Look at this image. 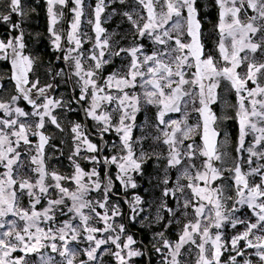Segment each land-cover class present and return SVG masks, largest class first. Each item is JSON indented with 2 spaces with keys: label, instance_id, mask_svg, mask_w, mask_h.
I'll list each match as a JSON object with an SVG mask.
<instances>
[{
  "label": "snow or ice",
  "instance_id": "6c2138e0",
  "mask_svg": "<svg viewBox=\"0 0 264 264\" xmlns=\"http://www.w3.org/2000/svg\"><path fill=\"white\" fill-rule=\"evenodd\" d=\"M117 3L131 9L120 12L130 25V40L128 34L110 33L104 26L117 14L113 8L105 16L106 9ZM44 4L51 48L64 62H72L68 80L74 76L73 86H79L74 102L87 104L83 110L96 123L101 140L114 132L118 142L111 144L115 154L101 156L108 149L93 142L84 125L74 123L67 157L71 175L48 167L64 151L51 142L46 125L63 133L54 113L73 98L55 99L50 93L54 84L41 87L39 77L33 78L41 64L28 51L25 8L22 0H8L7 14L0 12V24L8 26L0 38V63L9 66L15 94L0 100V264H76L81 253L86 259L79 264H100L109 253L116 264H134L144 252L135 247L132 235H125V225L116 220L123 215L120 204L110 200L116 181L125 192L140 187L136 177L145 175L144 165L153 156L166 161L155 216L143 215L152 205L140 195L125 202L130 221L163 225L153 236L160 264H187L193 252L195 264H264V0ZM86 8L92 9L91 19ZM14 15L20 19L13 21ZM62 22L66 28L57 27ZM84 24L91 25L94 37L83 30ZM206 24L211 25L207 30ZM85 44L91 46L85 49ZM116 58L126 63L104 75ZM49 74L53 79L65 75L63 69ZM222 93L234 94L235 104L229 105ZM142 105L156 109L152 126L159 135L133 136ZM214 106H222L219 114ZM229 106L235 108L238 126L234 156L228 151L230 134L220 129L221 122L233 119L226 114ZM193 114L195 123H190ZM139 128L144 132V125ZM149 138L162 143L166 155L146 151ZM81 159L91 165L89 170ZM169 170L178 173L174 182ZM92 193L100 195L93 199ZM180 217V231L175 239L167 238L165 231L180 225ZM239 226L243 229L227 236L226 229Z\"/></svg>",
  "mask_w": 264,
  "mask_h": 264
},
{
  "label": "flooded vegetation",
  "instance_id": "af4514ba",
  "mask_svg": "<svg viewBox=\"0 0 264 264\" xmlns=\"http://www.w3.org/2000/svg\"><path fill=\"white\" fill-rule=\"evenodd\" d=\"M86 4L93 5L95 4V0H85ZM107 2V0H106ZM132 0H129V5H131ZM22 4L25 8V18L22 24V27L25 32V38L28 43V51H30L34 56L39 57V63L41 64V67L33 77L34 79L36 77H39L40 79V86L43 87L46 84H54L55 88L50 90V93L53 98L60 99L63 98L65 101H69L70 98H73V102L69 103L65 109H57L55 111V115H57L58 120L61 123V126L64 128V132L61 133L57 129L54 128L52 125H46V134L52 137V143L56 144L60 147H62L64 151V155L60 158L59 161L53 157L51 161L48 163V167L50 169L58 167L59 169H65V174H67L71 170V165L67 159V157L71 154L72 149V133L70 131L72 125L74 123H81L85 126V131L89 134L90 139L100 145L102 148H106L108 150L101 152V156H110L112 154H115L114 151L111 150V144L113 142H118L117 137L114 132H109L107 134H104L103 140L100 139V135L98 132L97 125L94 121H92L89 117L86 116L84 112V108L87 107V104L84 102H81L80 104H76L74 102V98L78 96L79 94V86H73L75 84L76 78L74 76L71 77V80H68V77L71 74V61H68L67 63L64 62L60 57L61 53L55 52L52 50L49 36L47 32L48 27V19L46 14V6L44 4V0H22ZM117 9V14L113 15L111 19L104 25L108 31L114 32L118 31L121 34H128V39H131V35L129 33L130 25L125 21L124 17L120 14L123 10H131L128 5H119L113 4L108 9H106L105 16H108L111 14L112 9ZM32 9H35V11H32ZM8 11V0H0V12H3L4 14H7ZM86 15L89 19L92 18V9L86 8ZM70 19V14L67 17ZM20 18L17 16H13V21H17ZM214 19V17H213ZM103 20V17H102ZM58 28H66L67 24L62 22L60 25L57 26ZM83 30L88 33L89 36L94 37V33L92 32L91 25L84 24L82 25ZM211 27L210 24H206L205 28L206 30ZM8 31V26L6 24H0V38H3ZM114 40L119 39V36H116L113 38ZM145 44V50L150 51V42L147 40L142 41ZM123 45L128 44V40L122 41ZM91 45L85 44V49H88ZM208 47L211 48V43L208 44ZM89 63H91L89 61ZM122 63H126V61H121L120 59L116 58L115 63L112 65H108L103 69L104 75H107L109 72L113 71L115 68H118L121 66ZM85 67H88V64L85 65ZM61 69L64 70L65 75L64 76H56L55 79L52 78V75L49 74L51 71L52 74H55L56 72H59ZM10 75L9 66L4 65L0 63V84L4 85L3 89H0V100L7 101L11 95L15 94L14 90V84L8 80V76ZM67 81V82H66ZM137 91H139L137 89ZM225 95L226 99L229 103L235 104V97L234 94L230 93H222V96ZM42 102V100L40 101ZM19 106L24 107L26 111H30L31 108L26 104V102H20ZM217 110L219 106H214ZM68 108H71L73 110L69 111ZM218 112V111H217ZM178 115V114H174ZM194 117V116H193ZM190 118V119H193ZM156 123V109L152 106L148 105H142V111L138 113L137 115V128L133 132L134 137H139L141 135H144L146 133H151L152 136L159 135L158 132H156L155 128L152 126ZM144 125V132L140 131L139 126ZM237 123L235 120H232L227 124L224 129L230 134V142L231 140H235L237 136ZM221 129V127H220ZM223 132V130L221 129ZM33 139H36L33 137ZM61 141L64 143L61 144ZM149 146H152V149L149 151H157L159 150V153H163L166 155L165 146L161 143H153L151 138L146 140ZM146 142H144V148H145ZM146 150V148H145ZM49 154H52L54 150L48 149L47 150ZM148 151V152H149ZM58 155V153H56ZM157 160H149L145 165L147 167H156L157 166ZM161 161H159L160 163ZM163 162V161H162ZM80 163L82 167H84L87 170V167H91L86 161L80 160ZM99 167V166H97ZM101 175L103 177V172L105 169L101 168ZM111 172L113 174V177L115 175L116 169L114 167H111ZM71 188L70 185H66ZM114 192L115 194L112 196L110 203H121L122 200H128L126 197L127 195L125 193H122L121 189L119 188V182L116 181L114 185ZM98 193H92L91 198L94 197V195H97ZM126 195V196H125ZM99 196L93 198L96 199ZM98 211H103L98 209ZM129 214H130V208L127 206V203L125 204V212H124V225L125 230L128 231L130 235H132L135 238H137L138 243H141V237L140 232L136 231L134 224L132 225L131 222H129ZM119 218L117 217L116 220L119 223ZM97 227H101L102 225L96 224ZM99 236V234H97ZM107 235V234H105ZM72 247H78V248H84L87 247L86 244H79L76 245L73 243L70 245ZM109 247H111L109 245ZM49 251L50 250H44ZM147 251V249H146ZM148 252V251H147ZM19 255V253H17ZM51 255L56 256L55 253H51ZM31 259L35 262L38 261V257L33 255ZM56 259L59 260L60 257L56 256ZM80 259H86V257L81 253L80 256L77 257L76 264H79ZM100 264H116V261L114 257L111 256V254H105L102 257V260L100 261Z\"/></svg>",
  "mask_w": 264,
  "mask_h": 264
},
{
  "label": "rangeland",
  "instance_id": "374dc122",
  "mask_svg": "<svg viewBox=\"0 0 264 264\" xmlns=\"http://www.w3.org/2000/svg\"><path fill=\"white\" fill-rule=\"evenodd\" d=\"M223 97L226 98L225 95H223ZM235 97V96H234ZM235 101H236V98H235ZM234 101V103H235ZM229 105H233L231 103H229ZM221 107L222 106H219L218 109L216 111H218L217 113L219 114L220 111H221ZM226 114L228 116H231L233 117V119H230V120H227V121H224V122H221L220 123V127L223 131H226L224 129V127L229 124V122H231L232 120H235L234 119V116H235V108L234 107H227L226 109ZM195 114H193L194 116ZM192 116V117H193ZM190 117V118H192ZM189 118V122L190 123H195V120L194 119H190ZM144 142H147V141H144ZM160 143V142H158ZM161 144V143H160ZM234 147H235V140H231V146L229 147L228 151L231 153V155H235L234 153ZM147 151V150H146ZM161 161L160 163H157L159 164L160 166H162V169H161V173L159 172L158 174H155V180H157L156 182V185L155 187L151 188L150 186H146L147 185V182L146 181H142V180H139L137 176L136 179H137V183L140 185V187H138L137 189H128L127 192H125L123 190V188L119 185V188L121 189L122 193H125L126 197L128 198V200H131L132 199V196L133 195H140L141 198L146 201L147 204H151L152 205V208L150 209L149 212H146L144 213L143 215H150L152 217L155 216V209H156V206L158 205L159 203V197H160V194H161V189L164 187L163 184L160 183V180L163 178V169H164V166L166 164V161L161 159L159 160ZM163 161V162H162ZM147 167V166H145ZM158 167V165L156 166ZM91 167H87V170H89ZM55 169L61 174V175H71L73 169L71 167V170L65 174V169H59L58 170V167H55ZM170 171V175H171V179L172 181L174 182L175 181V178L177 176V171L176 170H169ZM183 183V181H182ZM71 187H74V185H70ZM171 186V185H170ZM100 194L98 193L97 195H94L93 198L99 196ZM120 204V208H121V211L123 213L122 216H120L119 218V223H123L124 224V212H125V200H122ZM169 204L172 205L173 202L172 201H169ZM229 204H231V201H229ZM128 206V204H127ZM131 209H130V214L129 216L131 215ZM245 214H248L247 212H243L242 215H245ZM165 217L166 219L168 218L167 217V214H165ZM191 218V217H189ZM181 219V224L180 225H173L174 228H171V229H167V231H165V236L169 239H175L176 237V234L180 231V228L182 227V223L184 221V218L183 217H180ZM129 222L132 223V225L134 224L135 228L138 229L140 231V233H145L146 235V239H145V245L147 246V249H148V252H149V256H150V260L152 259L151 261V264H160V261H161V257L159 254L156 253L155 251V248L153 247V244L156 243V240L153 239V236L155 233L159 232L162 230V227L163 225L162 224H152L151 226H149V221H143V226L141 225V219L138 218L136 222H132L129 220ZM93 223H95V221H93ZM240 227V226H239ZM243 229V228H242ZM240 228H238L237 230H233V229H226V233H227V236H231L233 235L236 231L238 230H242ZM125 235H130L128 233V231H125ZM159 239V238H157ZM135 240L137 241V244L135 245V247L139 248L140 250L143 251V249L138 246V240L137 238H135ZM142 242V241H141ZM157 246H159L157 244ZM251 251V250H249ZM144 254H145V251H143ZM148 252H147V255H148ZM144 256V255H143ZM149 256H148V259H149ZM194 256H195V252H193L189 257H186L187 259V264H195V260H194ZM229 256V253L225 252L224 253V256L222 257V260H225L226 262V258ZM139 259L141 260V262L139 263ZM142 257H137V258H134V264H145L143 261H142ZM148 264L149 263V260H148Z\"/></svg>",
  "mask_w": 264,
  "mask_h": 264
},
{
  "label": "trees",
  "instance_id": "16d2710c",
  "mask_svg": "<svg viewBox=\"0 0 264 264\" xmlns=\"http://www.w3.org/2000/svg\"><path fill=\"white\" fill-rule=\"evenodd\" d=\"M152 146H149L148 143L146 142L145 148L147 151H149L150 149H152ZM152 152L153 151H149V153H152ZM156 152L159 153V150L157 149ZM152 159L155 160L156 159L155 156H153ZM157 163H159V161ZM157 165H159V164H157ZM161 169H162V166H160V165H159V167H154V166L144 167L145 175L143 177H138V179L142 180L143 182L146 181L147 182L146 186H150L151 188H153V187H155V185L157 183L156 182L157 180H155V176H156L155 174H158L159 172L161 173ZM149 181H151V182L149 183ZM171 228H174V226H172ZM171 228H169V229H171ZM239 228L242 229L243 226H240ZM136 231H138V233L140 232L138 229ZM139 234H140L139 237H141L142 242L138 243V246H140L143 249V251H146V249H147V246L145 245L146 235H145V233L144 234L139 233ZM147 251H148V249H147ZM148 255H149V252H148ZM142 258H143L142 261L146 264L147 263L146 254H144V256H142ZM151 261H152V259L150 260V256H149V263L150 264H151ZM140 262H141V260L139 259V263Z\"/></svg>",
  "mask_w": 264,
  "mask_h": 264
},
{
  "label": "water",
  "instance_id": "95a60500",
  "mask_svg": "<svg viewBox=\"0 0 264 264\" xmlns=\"http://www.w3.org/2000/svg\"><path fill=\"white\" fill-rule=\"evenodd\" d=\"M145 254H146V260H147V263H146V264H148V260H149V259H148V256H149V255H147V251H145Z\"/></svg>",
  "mask_w": 264,
  "mask_h": 264
}]
</instances>
